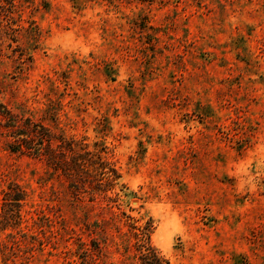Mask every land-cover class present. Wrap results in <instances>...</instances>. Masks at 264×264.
<instances>
[{
  "label": "rangeland",
  "instance_id": "rangeland-1",
  "mask_svg": "<svg viewBox=\"0 0 264 264\" xmlns=\"http://www.w3.org/2000/svg\"><path fill=\"white\" fill-rule=\"evenodd\" d=\"M14 5L0 102L106 147L121 179L77 199L1 137L0 214L11 183L27 202L0 264H140L138 244L170 264H264V0Z\"/></svg>",
  "mask_w": 264,
  "mask_h": 264
},
{
  "label": "trees",
  "instance_id": "trees-1",
  "mask_svg": "<svg viewBox=\"0 0 264 264\" xmlns=\"http://www.w3.org/2000/svg\"><path fill=\"white\" fill-rule=\"evenodd\" d=\"M10 7V8H7ZM14 0H0V9L9 12L5 18H11ZM0 16H2L0 14ZM6 139L7 148L44 161L68 183L73 195H89L95 198L113 189L121 174L108 161L106 147L95 144V150L83 141L67 137L58 127L53 128L31 118L15 114L0 102V138ZM100 148V149H99ZM111 202V197L105 195ZM27 202V192L18 184L11 183L4 191L0 230L18 227L24 222L22 209ZM140 264H170L154 247L138 244Z\"/></svg>",
  "mask_w": 264,
  "mask_h": 264
}]
</instances>
